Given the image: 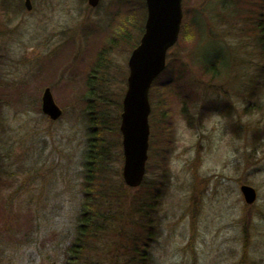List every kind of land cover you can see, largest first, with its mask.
<instances>
[{
	"label": "rangeland",
	"instance_id": "374dc122",
	"mask_svg": "<svg viewBox=\"0 0 264 264\" xmlns=\"http://www.w3.org/2000/svg\"><path fill=\"white\" fill-rule=\"evenodd\" d=\"M138 1L91 7L88 0H31L29 11L25 0H0V264H62L82 198L87 71L106 49L112 81L105 89L112 112L121 114L133 49L110 41ZM183 11L196 31L181 32L150 92L147 188L124 182L122 139L114 138L120 143L110 175L118 199L97 243L102 264H122L124 238L143 223L157 234L155 264H264V56L256 32L264 26L262 0H183ZM214 62L217 78L206 68ZM178 69L185 78L168 92L174 144L165 169L163 89ZM47 87L63 111L56 121L42 111ZM243 185L257 191L254 204L246 203ZM146 190L159 200L144 217Z\"/></svg>",
	"mask_w": 264,
	"mask_h": 264
},
{
	"label": "trees",
	"instance_id": "16d2710c",
	"mask_svg": "<svg viewBox=\"0 0 264 264\" xmlns=\"http://www.w3.org/2000/svg\"><path fill=\"white\" fill-rule=\"evenodd\" d=\"M138 2L139 5L137 7H130L131 10L122 18L121 24L118 26L121 29L117 28L114 33L115 35L111 37V46L121 47L122 44L126 43L134 50L139 45L141 35L145 32L147 7L145 0ZM262 8L264 9V0H262ZM255 23H258V20ZM190 24L191 22H189L185 15L181 31L182 36H187L190 33L191 36L195 35L196 29L195 27H191L192 24ZM134 32H137L140 38L136 37ZM256 32L261 35L258 39V46L261 45V51L264 56V26L259 25L256 28ZM105 50L98 52L95 61L87 71V92L83 102L85 104V115L89 128V139L83 154L79 185V192L82 194V198L76 213L74 238L63 253L62 264H102L99 260L95 259V253L98 250L97 243L102 240V237L107 235L109 218L112 217V213L114 212L112 203L115 198L118 199V195H115L113 192L114 180L110 172L113 171L114 149L120 143H116L114 138L118 137L122 139L120 132L121 114L115 115L112 112L111 106L114 105L113 100L108 95L109 91L105 89L112 81L111 77H109V75L112 76L110 74V59L106 56ZM215 63L217 62L206 65V68L207 73H211L213 77L217 78L220 70ZM163 74L154 82L152 89L160 83ZM184 74V71L178 69L172 78L171 86H164L163 90H166L164 91L166 97L168 96V92L170 93L171 87L174 89L172 85L177 86L175 87L176 89L179 88L178 84L185 78ZM182 89L186 90V87ZM169 102H173L171 95L164 99V107L166 109L162 113L163 120L160 123L162 133L165 134L163 143L165 149L162 150L165 152L162 159L163 163H161L160 167L165 169L168 168L167 161L169 157L167 158V154L171 152V145L173 146L174 144L173 132H171V123L169 121L171 112L167 108L169 107ZM116 104L118 105V102ZM119 106L120 109L123 108L122 103ZM186 112H188L187 108L184 110L185 114ZM3 123H5V118L1 107L0 125H3ZM121 147L122 144L120 143V149ZM147 180L145 178L143 187L141 186L143 189L147 188ZM120 185L123 186V181ZM154 189V186H148V191L153 193ZM146 193L141 196V199H144L141 205L146 208L140 209L141 211L139 210V213L145 214V216L143 215L144 217L149 216L150 212H153L156 208L152 201L159 200L156 194H149L147 190ZM156 237L155 229L150 224L143 223L136 235L124 238L126 242L120 246L119 250L123 259L122 264H155L152 245Z\"/></svg>",
	"mask_w": 264,
	"mask_h": 264
},
{
	"label": "water",
	"instance_id": "95a60500",
	"mask_svg": "<svg viewBox=\"0 0 264 264\" xmlns=\"http://www.w3.org/2000/svg\"><path fill=\"white\" fill-rule=\"evenodd\" d=\"M97 7L100 0H88ZM148 16L145 33L129 60L128 90L123 100L120 130L123 137V178L131 188L140 187L145 179L150 147V90L156 78L166 69L168 51L178 42L184 19L183 0H146ZM32 10L31 0H26ZM43 113L58 120L62 109L57 105L51 88L42 97ZM245 201L253 204L257 191L243 185Z\"/></svg>",
	"mask_w": 264,
	"mask_h": 264
}]
</instances>
